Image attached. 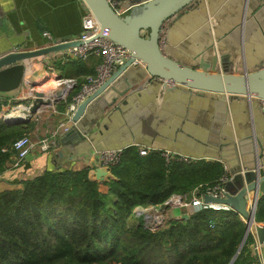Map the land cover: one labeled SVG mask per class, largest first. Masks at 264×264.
<instances>
[{
  "label": "trees",
  "instance_id": "obj_1",
  "mask_svg": "<svg viewBox=\"0 0 264 264\" xmlns=\"http://www.w3.org/2000/svg\"><path fill=\"white\" fill-rule=\"evenodd\" d=\"M100 62L97 55L52 59L59 78L75 81L67 99L57 104L62 112ZM5 104L0 100V114ZM35 125L0 121V175L13 159L14 142L31 136ZM111 173L107 189L88 168H56L26 178L21 189L1 192L0 264H231L233 259L232 264H258L251 234L240 249L247 224L234 210L201 209L154 231L142 224L130 227L136 207L164 205L175 196L190 199L195 191L205 194L223 178L221 163L167 159L154 150L142 155L131 146ZM256 221L264 223V197Z\"/></svg>",
  "mask_w": 264,
  "mask_h": 264
},
{
  "label": "crops",
  "instance_id": "obj_2",
  "mask_svg": "<svg viewBox=\"0 0 264 264\" xmlns=\"http://www.w3.org/2000/svg\"><path fill=\"white\" fill-rule=\"evenodd\" d=\"M203 8L184 15L177 23L172 21L165 24L162 31L166 32L171 55L187 64L197 63V56L203 54L205 56L202 58L205 60H209L208 56L210 59H217L216 55L219 54L213 49H210V54L207 52L208 56L205 54V49H208L212 40L205 27ZM208 9L215 12L220 20L219 48L225 60H228L231 70L235 68L242 72L245 68L251 69L264 60V0H208ZM86 11L82 0H0V48L3 51H12L16 48L32 50L44 47L45 31L51 33L58 41L77 39L83 32V16ZM49 65L53 67L51 62ZM26 66L28 71L25 81H46L43 90L47 93L46 98L55 97L51 90L54 79L59 78L57 69L53 68L46 76L45 73L49 70L43 59L27 61ZM29 86L27 83L21 96L30 95ZM13 99L16 98H0L6 101L2 108L3 114H7L6 105L11 104ZM29 100L28 103H31ZM216 100L214 97L200 96L188 91L163 90L158 83L151 84L141 95L132 97L127 105L122 106L123 113L116 112L98 119L89 117L84 122V140L75 139L71 143H64L63 135L58 136L49 151L42 152L40 147L36 146L20 167L15 166L16 160L13 156L12 161L7 164V169L0 175V193L21 189L22 181L26 178L56 168L73 171L88 168L90 177L96 180L95 171L98 167L97 158L93 155L95 148H120L136 142L142 146H137L139 148L153 146L152 149H156L154 151L175 150L200 157L199 160L219 159V145L210 141L211 125L216 111L223 110L221 106H216ZM59 102L41 107L39 113L30 120L36 123L35 130L31 133L34 142L48 136L66 119L67 108L71 102L66 105L64 112L57 107ZM9 109L12 110L11 114L22 111L21 106ZM229 116L238 140L254 135V138H259L264 145V114L258 103L233 100L229 103ZM220 139L221 144L231 143L224 136ZM230 147L226 150L233 154L235 149ZM211 162L221 163L224 167L223 177L227 176L224 161ZM193 197L185 198V202L187 200L190 205H186L187 202L177 204L169 199L163 205L168 214V221L179 220L185 215L190 216L194 212ZM250 234L254 238L252 252L257 258L254 250L257 241L255 229H252ZM261 252L264 259V245ZM257 263L260 264L258 259Z\"/></svg>",
  "mask_w": 264,
  "mask_h": 264
},
{
  "label": "water",
  "instance_id": "obj_3",
  "mask_svg": "<svg viewBox=\"0 0 264 264\" xmlns=\"http://www.w3.org/2000/svg\"><path fill=\"white\" fill-rule=\"evenodd\" d=\"M82 1L99 24L96 37L124 47L131 53V58L115 69L102 86L79 104L72 117L73 127L63 134L64 143H71L75 139L84 140L86 132L84 122L89 117L94 116L98 119L116 112L123 113L122 106L127 105L132 97L141 95L154 83H158L163 90H182L216 98L218 101L216 106H221L223 110L216 111L211 125L210 141L219 145L221 154L217 155L219 159L209 160L224 161L228 180L222 186L223 197L206 193L203 195V201L206 204L221 205L234 210L245 220L247 232L240 249L252 229L256 231L259 244L264 245V226L256 222L258 202L264 197V145L259 138L255 139L254 135L238 140L229 116V103L233 100L258 103L264 114V60L251 69L245 68L242 72H238L235 68L230 69L228 60H225L219 48L220 20L215 12L208 9V0ZM111 2H120L121 7L128 9L127 14L117 13ZM201 7H204L205 27L212 40L208 49H205V54L207 55V52L210 54V49L219 54L216 55L217 59H210L207 55L209 60L203 59L202 57L205 56L203 54L197 56L199 57L197 63L187 64L171 55L167 44L169 40L166 38V32L162 33V31L165 24L172 21L177 23L184 15ZM243 21L244 16L242 24ZM82 44L83 42L79 40H70L32 50L3 51L0 48V98L4 96L17 98L27 83L33 88L30 95L26 96V98L31 96L28 98L31 103L26 115L23 116L22 111L18 114H1V121L7 124L27 122L39 113L41 107L53 104L51 98H46L44 91L37 90L44 83L43 81H25L28 71L27 61L32 62L65 53L70 48ZM135 60H139L142 65H134ZM67 88L66 83L57 85L53 101L63 99ZM221 136L231 143L221 144ZM131 146L142 147L140 143L135 142L120 148H95L93 155L98 157L104 151L124 150ZM230 146L235 149L233 154L226 150L231 148ZM168 151L193 160L201 159L175 150ZM95 177L98 182L103 183L113 175L107 169L98 167ZM184 218H188V215Z\"/></svg>",
  "mask_w": 264,
  "mask_h": 264
},
{
  "label": "built area",
  "instance_id": "obj_4",
  "mask_svg": "<svg viewBox=\"0 0 264 264\" xmlns=\"http://www.w3.org/2000/svg\"><path fill=\"white\" fill-rule=\"evenodd\" d=\"M111 4L113 8L115 9V11L119 13L120 15L127 14L128 9L121 7L120 2H111ZM98 31H99V24L96 21L93 14L87 9V11L85 12L83 16V32L79 38L73 39V40H79L83 42V44L79 47L70 48L65 53H59V54L47 56L43 59V61L48 65L47 70H49L47 73H45L46 76H48V74L51 73L53 70V67L49 64L54 58L61 57L63 58V60H66V59L85 60L91 55H97L101 57V62L96 68V75L87 77V83H85L82 89L80 90V92L73 97V101L68 105V108H67L66 119L60 122L55 130L50 132L48 136H45L44 138L40 139V141L38 142H34L30 136H23L14 142L12 146V150L15 152L14 157L16 160L15 161L16 167L21 166L23 161H25L29 157L32 150L36 146H39L42 152L49 151L52 148L56 138L66 133L71 128V126L74 124L72 117L74 113L76 112L79 104L82 103L91 94H93L100 86H102L103 83L112 75L115 69L124 65L131 58V53L124 47L108 42L103 38H97L96 35ZM43 38L46 41V45L44 47L52 46L56 43L67 42V41L56 40L52 36V34L49 33L48 31L43 32ZM19 50L20 49L18 48L14 49V51H19ZM133 64L142 65L139 60H135ZM43 82L44 83L40 86V88L44 90L45 87L43 86H45L46 81H43ZM53 82H55L56 86L60 85L61 83H66L68 85L67 90L64 92L63 100L66 99V97L68 96V93H70L71 89H73L75 86V81L71 79L55 78ZM56 86H53V87H56ZM29 88H32V87L29 86ZM30 90L32 91L33 88ZM51 99H53V97ZM17 100L21 102L25 101L26 103H28L27 101L28 99H26L25 96L24 97L21 96V94L14 101H17ZM52 103H54L53 100H52ZM29 106L27 108L21 106L23 116L26 115L29 109ZM0 121H1V116H0ZM149 151H150L149 149L140 148V153L142 155H146ZM122 154H123V150L104 151L98 157H96L97 158L96 165L99 168H105L109 172H111V169L121 161ZM164 156L167 159H169L170 157L175 156V154L170 153V152H164ZM176 156L179 157L180 160H185V161L193 160V159H190L182 155H176ZM227 180H228L227 176L223 177L216 186L208 189L206 193L213 195L215 197H223V187L222 186H223V183L226 182ZM196 193L197 191L193 193V196H194L193 197L194 199L192 201L193 211H199L201 209H206V208H212L215 210L228 209L225 206H221V205L206 204L203 201V196L198 195ZM175 197L171 198L170 200L173 201ZM180 199H182V197L179 196L178 201H180ZM175 201H177V199H175ZM151 207L153 209L157 208L154 206H151ZM158 208H161V207H158ZM139 210H140V215H143L145 212H147L146 208L144 207H140L135 211L137 212ZM162 210H164V207ZM153 217L156 223L158 222L159 224H161L160 218L163 217L162 213H160V215L154 216V212H153ZM162 225H164V223ZM162 225L157 226L156 224L155 229H157L158 227ZM261 247H263V245L259 244L256 241L254 245V250H255L258 262L260 264H264Z\"/></svg>",
  "mask_w": 264,
  "mask_h": 264
},
{
  "label": "rangeland",
  "instance_id": "obj_5",
  "mask_svg": "<svg viewBox=\"0 0 264 264\" xmlns=\"http://www.w3.org/2000/svg\"><path fill=\"white\" fill-rule=\"evenodd\" d=\"M43 87H45V86H43ZM30 89H32V88H30ZM40 88V86L38 87V89L37 90H39V91H43V89H41ZM48 90H51V89H48ZM53 91V93H55L54 91H56V89H55V87L53 88V90H51V92ZM30 92H31V90H30ZM30 92H29V94H30ZM45 93H46V91H44ZM47 94V93H46ZM55 98L53 97V99L52 100H54ZM15 99H13L12 100V103L11 104H7L6 105V107L8 106V109H6L7 110V113H11L12 112V110L11 109H9L10 107H13V108H17V107H20V106H23V107H25V108H27L30 104L29 103H26L25 101L24 102H19V101H15V102H13ZM60 101H63V99H61ZM10 106V107H9ZM1 114H3V110H2V113ZM31 138H32V136H30ZM101 187L102 188H105V189H107L105 186H104V184L103 183H101ZM196 194H198V193H196ZM201 196H203V194H200ZM191 196H193V194L191 195ZM173 198V197H172ZM187 198V197H186ZM175 199H177V200H179V197L178 196H176L175 198H174V202H177V204H182L183 202H185V197L184 198H182V199H180V201H175ZM187 199H189V198H187ZM186 202H187V204L186 205H190V202H188L187 200H186ZM185 202V203H186ZM154 207H157V208H152L151 206H149V207H147L146 208V211L147 212H145L143 215H140V210L139 211H135V210H137L138 208H140V207H136L135 209H134V214L132 215V217H131V224H130V227H136V226H138V225H140V224H142L143 225V227L144 228H147V229H150V230H156L155 229V225L157 224V226H159V225H162L163 223H165L167 220H168V214H167V212L165 211V210H162L163 209V205H160V206H154ZM158 207H161V208H158ZM153 212H154V216L155 215H160V213H162L163 214V217H161L160 218V222H161V224H159L158 222L156 223L155 222V220H154V217H153ZM189 217V216H188ZM182 218H184V216L182 217ZM181 218V219H182ZM163 226V225H162ZM161 226V227H162ZM159 228V227H158ZM157 228V229H158Z\"/></svg>",
  "mask_w": 264,
  "mask_h": 264
},
{
  "label": "bare ground",
  "instance_id": "obj_6",
  "mask_svg": "<svg viewBox=\"0 0 264 264\" xmlns=\"http://www.w3.org/2000/svg\"><path fill=\"white\" fill-rule=\"evenodd\" d=\"M52 84H53V86H56V85H55V82H53ZM53 88H54V87H53ZM7 117H10V116H9V115H7Z\"/></svg>",
  "mask_w": 264,
  "mask_h": 264
}]
</instances>
